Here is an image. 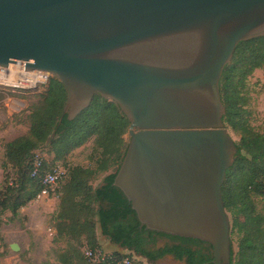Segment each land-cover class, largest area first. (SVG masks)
Wrapping results in <instances>:
<instances>
[{"label": "water", "instance_id": "95a60500", "mask_svg": "<svg viewBox=\"0 0 264 264\" xmlns=\"http://www.w3.org/2000/svg\"><path fill=\"white\" fill-rule=\"evenodd\" d=\"M263 37L264 0H0V66L56 77L59 125L96 96L116 103L130 128L113 186L141 228L207 242L213 264H231L222 188L238 154L220 82Z\"/></svg>", "mask_w": 264, "mask_h": 264}, {"label": "trees", "instance_id": "16d2710c", "mask_svg": "<svg viewBox=\"0 0 264 264\" xmlns=\"http://www.w3.org/2000/svg\"><path fill=\"white\" fill-rule=\"evenodd\" d=\"M257 70L264 71V37L237 47L220 82L225 127L239 137L235 141L236 162L222 188L232 224L231 264H264V214L256 203L257 199L264 201V132L254 125V99L249 89V79ZM66 101L62 83L53 79L39 104L29 110L28 132L5 143L0 218L7 212L19 216L21 209L43 191V173L57 164L67 167L69 157L92 142L90 160L94 167L71 169L69 179L58 191L53 242L59 264H115L126 258L131 264H155L166 257L185 264H213L211 244L141 228L131 203L113 186V170L121 165L129 142L130 122L119 106L96 96L75 120L64 116L59 125ZM37 155L42 156L43 172L33 177ZM105 174L94 188L91 182ZM98 227L110 243L130 254L104 255ZM84 246L100 258H87Z\"/></svg>", "mask_w": 264, "mask_h": 264}, {"label": "rangeland", "instance_id": "374dc122", "mask_svg": "<svg viewBox=\"0 0 264 264\" xmlns=\"http://www.w3.org/2000/svg\"><path fill=\"white\" fill-rule=\"evenodd\" d=\"M53 79L57 78L52 76L49 83L40 89L0 91V188L5 174L2 170L4 145L28 132L27 116L29 110L39 104L42 95L46 93ZM249 85L251 96L254 99V125L257 130L264 132V71L257 70L249 79ZM229 133L235 141H239V137L232 131L229 130ZM126 138L128 139L129 135ZM91 153L92 142H89L69 157L65 162L69 174L62 182L61 187L69 179L71 169L94 167L90 160ZM105 176L106 174L100 175L93 180L92 186L98 187ZM256 203L258 210L264 214V201L257 199ZM58 207V196L51 195L31 202L21 209L22 211L17 217H13L9 212L2 216L0 218L2 220L0 225V264H59L56 257L57 246L53 242L55 236L54 216L58 212ZM97 236L104 255L115 252L122 255L130 254L129 251L113 245L103 237L99 227L97 228ZM14 246L16 250L13 249ZM87 249L86 246L83 247V251ZM146 264L148 263L146 262ZM155 264L185 263L176 261L172 257H166Z\"/></svg>", "mask_w": 264, "mask_h": 264}, {"label": "built area", "instance_id": "2783aa9c", "mask_svg": "<svg viewBox=\"0 0 264 264\" xmlns=\"http://www.w3.org/2000/svg\"><path fill=\"white\" fill-rule=\"evenodd\" d=\"M18 63L17 66L19 65L20 68L19 71L21 74L25 73L26 76L31 77L34 82L31 83H26L25 81L21 82V85H11L9 83L5 82V79L9 77V67H2L0 66V91L1 92H9V90H29V89H40L44 86H46L51 77V75L48 72L44 71H39V70H28L27 69V63L26 62H15ZM14 64V63H13ZM38 74V75H37ZM43 172V159L41 158L40 155H37L34 161L33 165V173L32 176L36 177L39 174ZM69 174V171L66 167H63L62 165H55L53 169L49 172H44L42 176V183L44 186L43 191L41 192L40 196L38 199L41 197H49L51 195L58 196V191L60 190V186L63 181L67 178ZM85 255L87 258L93 259V260H98L100 258L99 254L93 253L91 250L87 249L85 251ZM115 264H131V260L129 258H126L123 261H119Z\"/></svg>", "mask_w": 264, "mask_h": 264}, {"label": "bare ground", "instance_id": "6f19581e", "mask_svg": "<svg viewBox=\"0 0 264 264\" xmlns=\"http://www.w3.org/2000/svg\"><path fill=\"white\" fill-rule=\"evenodd\" d=\"M20 68L22 67L17 65H10L9 67L10 74L9 77L5 79V82L11 85H21V82L23 81H25L26 83L34 82V80L31 77L26 76L25 73L21 74L19 71Z\"/></svg>", "mask_w": 264, "mask_h": 264}, {"label": "crops", "instance_id": "0c3cea01", "mask_svg": "<svg viewBox=\"0 0 264 264\" xmlns=\"http://www.w3.org/2000/svg\"><path fill=\"white\" fill-rule=\"evenodd\" d=\"M10 102V101H9ZM22 211V210H21Z\"/></svg>", "mask_w": 264, "mask_h": 264}]
</instances>
